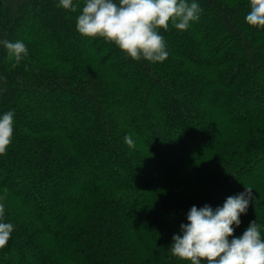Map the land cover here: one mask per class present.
Returning <instances> with one entry per match:
<instances>
[{
    "label": "trees",
    "instance_id": "trees-1",
    "mask_svg": "<svg viewBox=\"0 0 264 264\" xmlns=\"http://www.w3.org/2000/svg\"><path fill=\"white\" fill-rule=\"evenodd\" d=\"M196 2L199 20L161 29L169 55L152 63L81 35L84 0H0V40L29 49L13 68L0 44V116L14 111L0 264H190L170 247L191 207L246 185L229 239L252 221L264 238V28L246 22L249 0Z\"/></svg>",
    "mask_w": 264,
    "mask_h": 264
},
{
    "label": "clouds",
    "instance_id": "clouds-1",
    "mask_svg": "<svg viewBox=\"0 0 264 264\" xmlns=\"http://www.w3.org/2000/svg\"><path fill=\"white\" fill-rule=\"evenodd\" d=\"M250 11L246 22L264 28V0H249ZM76 12L73 0H59L57 5ZM203 9L196 0H84L77 17L78 32L89 38L100 37L117 45L133 60L164 62L169 53L160 30H169L170 24L186 31L198 21ZM13 60L19 65L29 49L22 40H0ZM14 134V111L0 116V155H6ZM125 143L135 148L131 134ZM252 187L238 195L229 196L222 207L215 210L210 205L201 208L193 205L187 213L188 223L180 225L181 233L173 236L170 252L190 264H264V238L261 225L252 221L241 236H234L235 226L241 224L240 216L246 213L253 199ZM3 199V198H0ZM5 206L0 203V249L7 246L14 225L4 222Z\"/></svg>",
    "mask_w": 264,
    "mask_h": 264
},
{
    "label": "rangeland",
    "instance_id": "rangeland-1",
    "mask_svg": "<svg viewBox=\"0 0 264 264\" xmlns=\"http://www.w3.org/2000/svg\"><path fill=\"white\" fill-rule=\"evenodd\" d=\"M107 44L109 45L110 42H108ZM16 111H17V110H16ZM122 165H123L124 167H127V164H126L125 162H122ZM109 168H110V167H109ZM110 169H113V168H110ZM4 222H8V221L4 218ZM0 253H1V254L3 253V249H0ZM39 261H40V260L37 261V264H39Z\"/></svg>",
    "mask_w": 264,
    "mask_h": 264
}]
</instances>
